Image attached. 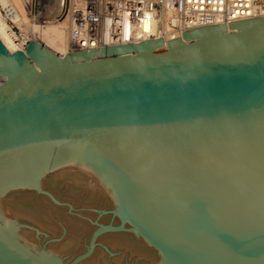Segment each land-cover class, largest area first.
Instances as JSON below:
<instances>
[{
    "label": "water",
    "instance_id": "obj_1",
    "mask_svg": "<svg viewBox=\"0 0 264 264\" xmlns=\"http://www.w3.org/2000/svg\"><path fill=\"white\" fill-rule=\"evenodd\" d=\"M0 264H264V17L0 39Z\"/></svg>",
    "mask_w": 264,
    "mask_h": 264
},
{
    "label": "built area",
    "instance_id": "obj_2",
    "mask_svg": "<svg viewBox=\"0 0 264 264\" xmlns=\"http://www.w3.org/2000/svg\"><path fill=\"white\" fill-rule=\"evenodd\" d=\"M0 11L16 51H24L31 38L23 40L13 20L18 10L8 5ZM60 15L67 40L58 54L65 56L156 38L165 42L195 28L264 17V0H64Z\"/></svg>",
    "mask_w": 264,
    "mask_h": 264
},
{
    "label": "bare ground",
    "instance_id": "obj_3",
    "mask_svg": "<svg viewBox=\"0 0 264 264\" xmlns=\"http://www.w3.org/2000/svg\"><path fill=\"white\" fill-rule=\"evenodd\" d=\"M45 1H47L48 3H46L45 6L42 7L44 13H48L49 15H53L54 17L51 22H47L46 25H43L40 28H37L35 24H30L31 16L29 0H0V6L4 7L12 5L18 10L13 20L15 24L21 28L20 30L23 31V40L29 37L27 33H30V35H32L33 33L38 31L41 36L39 37L41 39L44 37V41L46 42H43V40L35 37L34 35H32L31 40H39L43 42L45 46H47L52 51H54L53 46H56L57 49L54 52L59 53L60 51H63L64 47L66 46L67 40L65 21L58 23L55 19V16H57L56 14L61 11L63 0ZM8 27V23L6 19L1 15L0 11V39L10 52H14L17 50V44L12 34L8 31Z\"/></svg>",
    "mask_w": 264,
    "mask_h": 264
},
{
    "label": "rangeland",
    "instance_id": "obj_4",
    "mask_svg": "<svg viewBox=\"0 0 264 264\" xmlns=\"http://www.w3.org/2000/svg\"><path fill=\"white\" fill-rule=\"evenodd\" d=\"M46 3H48V2L45 0H29L30 11H31L30 24H33V25L35 24L37 28H40L41 26L46 25L47 22H51L53 17H54L53 15H49L48 13H44L42 7H44ZM56 15L57 16H55V19L57 20L58 23H61L62 21H64L63 17L60 15V12L57 13ZM27 34L29 35L30 38L32 37V35H34L35 37L41 39L40 33H38V31L33 33L32 35H30V33H27ZM41 40H43V42H46V41H44V37ZM53 49H54V51H56L57 47L53 46Z\"/></svg>",
    "mask_w": 264,
    "mask_h": 264
}]
</instances>
